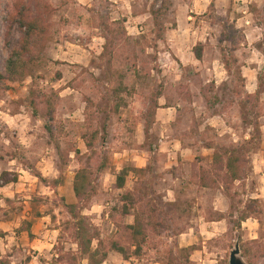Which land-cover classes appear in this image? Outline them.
<instances>
[{
    "label": "rangeland",
    "instance_id": "1",
    "mask_svg": "<svg viewBox=\"0 0 264 264\" xmlns=\"http://www.w3.org/2000/svg\"><path fill=\"white\" fill-rule=\"evenodd\" d=\"M14 1L3 0L0 11V73L9 56L8 42L20 39L17 26L9 35L12 24L6 20ZM24 1L43 15L51 41L32 76L6 82L8 90L0 88L1 260L55 264L64 257L63 264H70V256H77L79 247L64 206L78 203L74 182L86 168L99 175L98 194L83 215L100 233L94 249L108 252L103 264H168L171 250L193 246L192 264H229L239 241L231 223V202L224 214L227 232L210 238L201 219L219 220L223 215L219 211L227 209L223 198L214 207L212 196H201L198 202L193 191H183L176 203L170 202L174 197L165 196L168 188L191 183L198 171L191 166L184 171L183 148H190L199 158L207 145L246 150L257 115L264 129V0H253L252 6L249 0H231L230 7L228 0H201L199 15L188 7L193 0ZM173 7L178 10L171 12ZM153 11H159L156 18ZM249 11L263 30L260 42L253 46L236 24V16ZM188 24L210 35L204 63L187 68L165 66L161 60L166 29L182 25L186 30ZM224 33L229 41L222 40ZM215 74L222 78H214ZM252 85V95L257 93L259 101L250 99L246 106L252 91L247 87L252 89ZM50 114L55 121H50ZM86 142L94 143L93 150ZM259 151H264L263 141L248 155L249 167ZM177 163L180 168L174 166ZM124 169L130 174L121 191L116 183ZM3 175L18 181L6 185ZM259 176L252 172L237 184V202L264 194ZM57 180L61 184L54 189ZM127 191L135 194V214L145 219L156 216L165 225L159 233L149 231L140 256L127 229L135 224V217L123 214L125 205L130 206L124 200ZM258 201L264 210V198ZM216 207L220 210L215 211ZM43 216L52 219L48 224L51 235L44 239L51 247L36 252L26 244L40 237L31 238L30 233L35 219ZM261 218L263 225L251 219L243 226V242L256 238L264 245V215ZM45 229L42 224L39 234ZM112 243L124 247L130 260L111 252ZM79 264L89 261L79 260ZM258 264H264V258Z\"/></svg>",
    "mask_w": 264,
    "mask_h": 264
},
{
    "label": "trees",
    "instance_id": "2",
    "mask_svg": "<svg viewBox=\"0 0 264 264\" xmlns=\"http://www.w3.org/2000/svg\"><path fill=\"white\" fill-rule=\"evenodd\" d=\"M159 1V0H156ZM3 0H0V11L2 8ZM159 11H153L155 18ZM6 20L12 24L10 27L9 35H12V29L17 26L20 32V39L17 43L8 42L9 56L5 62L4 73H0V88L8 90L6 82L18 83L24 81L26 78L33 75L35 68L38 64L40 54H43L47 48V45L51 41L49 36V28L46 25V21L43 19V15L39 13V10H35L24 0H15L13 7L7 12ZM109 30V29H108ZM112 32V31H111ZM104 38L107 41V45H111V39L106 35ZM222 40L229 41L230 37L226 33L222 35ZM107 45L105 51L107 50ZM35 50L39 52L36 54ZM205 47L198 45L194 48V54L198 61L204 59ZM227 65V63L225 64ZM245 83V82H244ZM120 93L114 92V96H118ZM240 95V93H239ZM120 98V96H118ZM256 98L258 101V94L248 95L244 104L250 105V99ZM32 105H36V101L32 102ZM158 106V104L156 103ZM116 113L120 111V105H117ZM51 115V114H50ZM50 121H55V116L50 117ZM255 123L252 124L253 136L249 141L246 150L244 147L234 150H221L216 149L213 145H207L206 148L214 150L213 162L209 169L201 167L200 171H195L190 184H196L197 178H200L198 182L202 187L212 188L223 187L228 199L231 201L230 215L231 223L233 225L234 232L239 233L237 239L241 243V251L243 258L248 264H258L259 261L264 258V245L258 240L243 242L241 232L243 231V224L253 219L258 221L260 225H263L262 216L264 210L261 203L258 200H250L247 202H237L240 194L236 191L237 184L244 182L252 173V168L249 167L250 159L248 155L255 152L260 148L262 141V125L260 123V116L257 115ZM95 139V138H94ZM87 148L93 150L94 143L86 142ZM242 150H245L243 153ZM198 160H201L198 159ZM203 160V159H202ZM104 167L101 168V170ZM196 168V166L194 167ZM145 172V170H141ZM130 172L124 169L117 178L116 189L125 190L127 185V178ZM3 180L6 185L16 183L18 179L10 181L7 179V175H3ZM99 175L92 169H81L75 178L74 192L78 203L76 205H65L64 208L71 216L70 224L74 230V240L79 247V254L70 256V264H79V260H88L89 264H103L108 258V252L102 253L101 250L94 249V242L100 237V233L93 227L88 217L83 215V212L89 208L94 197L98 194L96 183ZM61 184V180H57L53 183L52 187L55 189ZM221 184V185H220ZM126 203L124 207L125 217H135V224L130 225L127 229L131 232L132 239L135 244L136 254L140 256L142 254V246L146 244L149 231L159 233V230L165 225L163 222H158L156 216L149 215L148 219H145L142 215L134 213L136 209L135 194L130 191L124 195ZM221 216L220 219H222ZM30 237L34 238L32 233ZM1 238V236H0ZM179 250V249H178ZM195 247H189L180 249L179 251L171 250L169 252L168 264H192L191 258L194 255ZM111 252H115L123 256L126 261L130 260L128 251L118 243H112ZM65 263V258L60 257L55 261V264ZM0 264H8L3 262L0 257Z\"/></svg>",
    "mask_w": 264,
    "mask_h": 264
},
{
    "label": "crops",
    "instance_id": "3",
    "mask_svg": "<svg viewBox=\"0 0 264 264\" xmlns=\"http://www.w3.org/2000/svg\"><path fill=\"white\" fill-rule=\"evenodd\" d=\"M253 0H249L248 2H250L249 4H251L250 6H252ZM245 4H247L245 2ZM188 7H192V13L196 12L198 9H201L203 3L201 2V0H193L192 3L188 4ZM231 4V0H228V7H230ZM169 8V7H168ZM175 10H178L176 7H173L172 10H170L171 12H174ZM231 10H228V15H230ZM198 11H197V13ZM238 14V13H237ZM193 20V17H190L189 20ZM236 24H237V28L243 30L244 34H245V38L246 40L251 43L250 45L253 46L254 43L256 42H260L261 37H262V28L260 26H258L257 24H255L254 21V17L251 14V12H244L243 14H238L236 16ZM178 29L175 28H167L166 29V34L164 36L165 40H166V50L164 51V54H162V56H164L162 58V63L165 66H168L170 64H175L178 65L179 67H196V66H200L204 63V59L203 61H198L194 55V48L198 45H203L205 47V52L207 51V44L208 39L207 37H209L210 35H206V32L204 31V29L202 27H191L190 24H188L187 29L185 30V27H183L182 25L178 26ZM205 55V54H204ZM216 79H220L222 78V75L219 74H215L214 75ZM245 78H247L245 76ZM181 79V77H180ZM254 86L252 85V89H248L247 90H252L250 91V93H254ZM174 108H169V110H173ZM175 110V109H174ZM262 134L264 135V129L262 127ZM263 141V145H264V137L262 138ZM180 147L182 146L181 142H179ZM182 149V148H180ZM202 151H204L202 154H199L201 156V160L197 155H194V153L192 152V150H190V148H186V149H182L181 152V157L182 159V165L184 167V171L186 169L189 168V166L192 167V169L196 166L198 167V172L200 171L201 167L205 168V169H209L212 165L213 162V151L214 150H210L207 148H203ZM208 152V153H205ZM203 159V160H202ZM208 160V167L205 166V162H207ZM176 168H180L179 164L177 163L176 165H174ZM252 172L254 173V175L259 176V174H263V176H259L260 180L264 181V151H259L258 153H255L253 156V164H252ZM187 167V168H186ZM197 181H200V178H197ZM196 184H187L189 185V188L186 187L187 185L185 184L184 187H175V188H168L167 191V195L165 196V199L168 197H174V199H171L170 202L172 203H176V201L178 202V200L181 198V193L184 192H190L193 191L197 194L198 196V202L201 201V196L204 197H208V196H212L213 201H214V207L217 205V200L218 202H220V199L223 198L225 201V204L227 206V209L225 211H219L221 212V215L223 216L222 219L219 220H205V218H202L201 221H203L205 223V225L207 226L208 230L206 232V235L210 236V238H214L216 236H218L219 234L222 233H226L227 231H224V226L227 224L228 222V216H225L224 214L228 211V196L226 195L224 188L223 187H217V188H212V186L209 187H202L201 184L199 183ZM191 186V188H190ZM217 196V197H215ZM258 198V199H257ZM261 198H264V194H258L256 197V200H259ZM230 201V200H229ZM231 202V201H230ZM220 207H216L215 211L220 210ZM36 223L33 224L32 226V235L34 237L40 236L38 238H35L34 240H28L26 246L31 248V250L36 251V252H41L44 249V246L46 248V246H50L51 247V243L49 241H44V239L49 238L51 235V230L48 229V224H51L52 219H50V217H40V218H36L35 219ZM250 221V220H249ZM247 221L246 223L243 224V226L247 225V223L249 222ZM44 224L46 225V229L45 231L42 233L43 235H40V226ZM249 226V225H248ZM227 228V225H226ZM247 228V227H244ZM252 228V227H251ZM246 230V229H245ZM45 235V237H44ZM43 237V239H42ZM256 240V238L254 239Z\"/></svg>",
    "mask_w": 264,
    "mask_h": 264
},
{
    "label": "water",
    "instance_id": "4",
    "mask_svg": "<svg viewBox=\"0 0 264 264\" xmlns=\"http://www.w3.org/2000/svg\"><path fill=\"white\" fill-rule=\"evenodd\" d=\"M229 264H247L242 256L240 241H238L235 250L231 253Z\"/></svg>",
    "mask_w": 264,
    "mask_h": 264
}]
</instances>
